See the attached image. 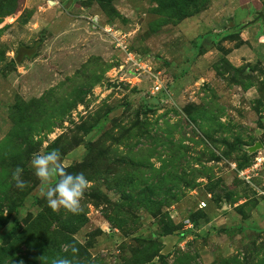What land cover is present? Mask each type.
Listing matches in <instances>:
<instances>
[{
  "label": "rangeland",
  "instance_id": "374dc122",
  "mask_svg": "<svg viewBox=\"0 0 264 264\" xmlns=\"http://www.w3.org/2000/svg\"><path fill=\"white\" fill-rule=\"evenodd\" d=\"M263 16L0 0V264H264ZM52 150L91 182L78 214L39 195L31 159Z\"/></svg>",
  "mask_w": 264,
  "mask_h": 264
},
{
  "label": "clouds",
  "instance_id": "9594fccd",
  "mask_svg": "<svg viewBox=\"0 0 264 264\" xmlns=\"http://www.w3.org/2000/svg\"><path fill=\"white\" fill-rule=\"evenodd\" d=\"M31 165L35 175L40 180L39 195L46 199L48 206L55 212L61 209L78 214L82 210L81 202L86 191L90 188L91 182L83 172L72 174L66 171L59 150H52L47 153H34ZM24 169L17 166L12 173V179L17 188L23 190L27 182L23 179ZM62 250L71 249L75 255L78 248L75 244L62 245ZM52 264H74L72 259L57 257Z\"/></svg>",
  "mask_w": 264,
  "mask_h": 264
},
{
  "label": "water",
  "instance_id": "95a60500",
  "mask_svg": "<svg viewBox=\"0 0 264 264\" xmlns=\"http://www.w3.org/2000/svg\"><path fill=\"white\" fill-rule=\"evenodd\" d=\"M263 18H264V16H263Z\"/></svg>",
  "mask_w": 264,
  "mask_h": 264
}]
</instances>
